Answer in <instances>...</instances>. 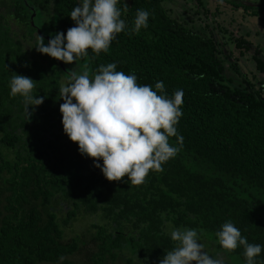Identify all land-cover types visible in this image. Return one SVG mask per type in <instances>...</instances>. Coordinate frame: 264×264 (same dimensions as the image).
Instances as JSON below:
<instances>
[{
    "label": "trees",
    "instance_id": "trees-1",
    "mask_svg": "<svg viewBox=\"0 0 264 264\" xmlns=\"http://www.w3.org/2000/svg\"><path fill=\"white\" fill-rule=\"evenodd\" d=\"M10 1L0 0V264H109L122 252L130 253L124 264H158L175 247L174 228L203 229L201 237L246 264L243 246L227 251L215 235L228 221L262 246L255 264H264V88L247 76L242 84L228 79L219 42L171 17L164 0H118L128 27L108 52L89 49L72 64L35 54L27 44L36 51L37 35L45 45L66 35L81 0ZM139 9L150 13L148 25L130 35ZM40 12L57 18L49 34L36 24ZM113 62L153 90L162 81L168 97L184 93L177 125L182 147L141 185L127 176L108 181L63 131L59 88L67 72L87 65L91 74ZM14 73L35 80L32 95L45 97L29 106L30 118L23 98L10 95ZM170 143L179 146L176 137ZM84 216H98L96 251L79 263L72 257L81 243L66 240L64 229Z\"/></svg>",
    "mask_w": 264,
    "mask_h": 264
},
{
    "label": "clouds",
    "instance_id": "clouds-1",
    "mask_svg": "<svg viewBox=\"0 0 264 264\" xmlns=\"http://www.w3.org/2000/svg\"><path fill=\"white\" fill-rule=\"evenodd\" d=\"M117 5L118 0H81L70 13L75 26L66 35L55 34L47 45L44 37L37 35L36 51L65 64L88 56L89 49L97 55L108 52L116 35L128 27ZM149 16L148 11L137 10L129 34L146 28ZM116 69L113 62L100 65L91 74L87 65L80 71L74 68L67 72V83L59 88L64 101L60 104L63 131L78 144L81 155L93 159L94 166L108 181L127 176L132 185H141L150 171L162 172V165L182 147L183 137L177 125L184 93L177 90L168 97L163 94L162 81L153 90L150 85L137 83L134 74ZM35 86V80L15 73L9 82L10 95L23 98L29 118V106H39L45 99L32 95ZM172 137H176L179 146L170 143ZM200 234L203 229H172L175 247L166 251L159 264H224L222 258H213L204 250ZM215 235L227 251L243 246L246 264H255V257L262 251L261 245L249 243L231 221L225 222Z\"/></svg>",
    "mask_w": 264,
    "mask_h": 264
},
{
    "label": "rangeland",
    "instance_id": "rangeland-1",
    "mask_svg": "<svg viewBox=\"0 0 264 264\" xmlns=\"http://www.w3.org/2000/svg\"><path fill=\"white\" fill-rule=\"evenodd\" d=\"M5 5L11 4L6 0ZM235 2L241 4L237 6ZM164 0L163 5L171 17L185 21L190 28L206 36L213 37L219 42V58L225 67V75L235 84L244 83V77L257 86L264 88V66L258 67L256 58L264 63V9L261 7L264 0ZM248 5L249 9L245 10ZM3 8L4 5H3ZM57 18L51 14L40 12L36 24L45 34L52 31V26L57 23ZM15 27V23L10 25ZM17 27V26H16ZM21 36L23 29L18 28ZM240 43L242 47H237ZM29 50L37 54L31 43L27 44ZM231 66H234L235 71ZM94 217V218H93ZM84 216L74 221L65 228V239L76 238L81 243L82 249L72 257L75 262L82 263L86 260L88 252L96 248L91 243L96 230L92 228L98 216ZM200 243L204 250L213 258H222L224 264H243L240 260L220 250L208 237L200 236ZM86 243V244H84ZM130 253L122 252L115 263L124 264L125 258ZM159 264V263H158Z\"/></svg>",
    "mask_w": 264,
    "mask_h": 264
},
{
    "label": "water",
    "instance_id": "water-1",
    "mask_svg": "<svg viewBox=\"0 0 264 264\" xmlns=\"http://www.w3.org/2000/svg\"><path fill=\"white\" fill-rule=\"evenodd\" d=\"M59 62H61V61H59Z\"/></svg>",
    "mask_w": 264,
    "mask_h": 264
}]
</instances>
